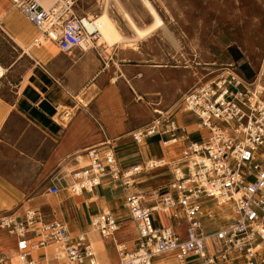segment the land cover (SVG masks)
<instances>
[{"label":"built area","instance_id":"obj_1","mask_svg":"<svg viewBox=\"0 0 264 264\" xmlns=\"http://www.w3.org/2000/svg\"><path fill=\"white\" fill-rule=\"evenodd\" d=\"M11 1L37 29L35 45L42 44V35L64 53L98 48L96 19L78 13L79 0H56L48 8L39 0ZM6 74L0 61V87ZM181 108L196 118L193 131L179 123L175 112L157 108L158 117L131 134L141 154V141L152 136H161L164 147L184 141L179 159L150 157L122 168L107 139L85 152L88 164L65 168V175L53 178L48 192L59 195L64 189L76 196L104 182L123 189L139 243L129 250L120 242L117 264H154V256L167 253L177 264H264V51L255 74L232 69L202 82L184 94ZM74 161L79 163L76 156ZM168 166L172 177L164 189H138L145 171ZM90 226L110 238L120 218L102 209ZM12 250L15 256L9 255ZM0 264L105 263L87 232L72 233L65 220L29 207L0 212Z\"/></svg>","mask_w":264,"mask_h":264},{"label":"rangeland","instance_id":"obj_2","mask_svg":"<svg viewBox=\"0 0 264 264\" xmlns=\"http://www.w3.org/2000/svg\"><path fill=\"white\" fill-rule=\"evenodd\" d=\"M152 1L165 21L164 27L140 39L137 45L112 47V58H106L104 51L100 50L97 53L103 67L90 78L89 87L96 90L95 94L99 95L103 92L102 89L107 87L112 88L119 97L118 90L124 85L130 88L132 93L130 99L122 100V106L110 103L109 112L104 110V121L110 133L112 125H110L109 117H118V120L125 123L142 121L140 127H145L158 117L155 110L158 108L175 112L182 118L185 113L181 108L182 98L193 87L232 69L244 72L243 65H246L247 72H252L253 75L260 66L264 51V0ZM105 6L108 7L110 16L117 21L125 36L133 37L135 34L125 19L122 9L129 12L139 26L145 27L152 22V17L142 0H79L77 10L79 13L91 16L100 14ZM11 8L14 9L11 0H0V20L3 21L2 27L0 26V61L5 68L9 69L2 82V85L7 86L20 82L23 76L26 77L33 62L27 53L24 54L25 50L16 43L17 41H14V37L19 36L4 20ZM33 28L37 36V29L34 26ZM19 39L26 45L33 44V40L26 43L22 37ZM102 40L100 47H103V44L106 45V42ZM33 47L39 48L35 45ZM51 48L59 51L55 47ZM128 48L135 50L136 53L130 55V59L123 58L117 53L118 49L127 50ZM237 52L241 54L238 61L234 59V54ZM21 55L23 57L18 60ZM105 61L110 62L106 70ZM166 65L176 69H157L161 66L167 67ZM100 72L101 75L97 76ZM131 83L138 85L137 88ZM84 93L88 97L86 90ZM82 100L84 99L81 98L79 101L86 104L89 97L86 103ZM90 115L94 120L99 117L96 112ZM22 124V118L15 115L7 130L1 133L0 178H4L5 186L0 188L4 195L0 203L2 205L0 211H9L3 209L6 208L10 209V212L20 213L33 207L40 208L51 218L63 219L62 211H65L64 204L68 202V195L64 189L59 195L48 192L51 179L61 173L59 169L46 162V155L38 149L39 140L35 133L26 142L23 141L20 136ZM194 129L195 125L188 126V130ZM131 133L130 131L124 133L120 140L116 137L118 133L113 135L116 138L112 139L116 151L120 152V158H124L123 167H127L128 163L142 161V154L132 142ZM107 139L110 138L95 142L85 151L80 152L77 156L79 166L88 164L85 152L89 148L101 146ZM140 147L147 158L146 141H141ZM156 147V145L153 146V151ZM165 153L168 154L166 150ZM178 154L177 152L172 156H178ZM62 175H65V172ZM171 177L169 166L154 172L145 171L139 178L145 182L137 187L139 190L146 187L164 189ZM115 206L120 207L118 214L122 217L121 220L128 221L126 228L123 229L120 226L115 234L117 240L119 238L127 242L129 250H136L139 243L138 233L135 223L130 222L132 219L124 205V198H118ZM102 207L110 209L117 215L112 207L105 208L104 203ZM173 224L179 230L185 228L178 227L176 222ZM97 251L103 261L109 262L98 248ZM168 261V264H177L174 257Z\"/></svg>","mask_w":264,"mask_h":264},{"label":"crops","instance_id":"obj_3","mask_svg":"<svg viewBox=\"0 0 264 264\" xmlns=\"http://www.w3.org/2000/svg\"><path fill=\"white\" fill-rule=\"evenodd\" d=\"M12 7L14 9L11 8L8 11L4 20L10 24L16 35L22 37L26 43H30L36 36L33 24H30L13 2ZM0 21L1 26L3 21ZM19 37H14V41H17L16 43L24 50L26 47L29 48L31 54L26 50L24 54L27 53L33 62L29 67V73L26 77L23 76L20 82L16 84L11 83L10 86L4 84L0 87V138L1 133L7 130L15 115H19L23 121L20 133L23 141L26 142L35 133L39 140L38 149L46 155V162L54 166V168L59 169V173L62 174L65 168H78L79 163L74 161V157H77L80 152L85 151L93 143L105 138L112 140L118 137L120 140L124 133L128 131L131 133L133 132L131 130L135 131L142 128L140 127L143 123L142 121L125 123L118 120V117H109L110 125H112L110 133L104 121V110L109 112L108 107L110 103L122 106V100L130 99L132 96L130 88L126 85L121 86L118 90V93H120L119 97H117V93L112 88H103V92L96 95V90L89 87L92 75L103 67V63L97 57V53L100 50L102 52L105 51L107 49L105 48L106 45L103 44V47L98 46L96 50L87 52L76 50L72 53H64L56 45H35L39 48L33 47V44L26 45ZM51 47H55L59 51L57 52ZM134 51L131 48L127 50L118 49L117 53L121 54L123 58L130 59V55L136 54ZM22 57L23 55L18 60H21ZM105 64L106 70L110 62L105 61ZM166 66H161V68L157 69H176L169 65ZM101 72L97 76L101 75ZM244 74L248 76L246 73ZM133 85L136 88L138 86L136 84ZM84 90L89 94L87 103L86 99L88 97H86ZM81 98L84 99L82 101L86 104H82L79 101ZM95 112L99 117L94 120L90 114ZM66 117L68 118L67 120ZM177 119L181 125L183 124L182 126L188 129V126L194 125L192 122L196 118L190 113L185 112L184 117L177 116ZM116 134L118 136H113ZM181 143L179 142L176 145L180 154L184 141H181ZM154 145L157 146L155 151H153ZM168 148L164 147L161 136H152L146 140L147 158L142 153V161L150 157L163 158L166 155L165 150ZM118 157L122 166L124 158H120V152H118ZM134 163L136 162L128 163L127 167L122 166V168H128ZM66 179L69 180V178ZM3 180L4 178H0V188L5 186V181ZM65 181L64 179L61 180L63 186L65 185ZM143 181L145 182V180ZM150 188L152 187H146L140 191H146ZM65 193L68 195V202L64 204L65 211H62V217L67 222L70 231L75 234L87 232L100 262L117 264L119 255L116 244L118 241L119 243L124 241L119 238L117 240L116 235L112 238H103L96 230L91 228L90 218L104 209L102 207L104 203L105 208L112 207L117 212V216L120 218V226L125 229L128 221L123 222L121 220L122 217L118 214L120 207L115 206L118 198H124L123 189L117 184L104 182L92 192H84L77 198L71 196L66 190ZM3 197L4 195L0 191V203ZM115 200L117 201L115 202ZM0 206L2 205L0 204ZM130 222L133 221L130 220ZM97 248L102 252L104 258L109 259V262L102 260ZM9 255L15 256L14 251L12 250ZM172 258V254H162L154 260V264H159L156 261L161 259L165 260L164 264H168V260ZM13 259L16 262V258Z\"/></svg>","mask_w":264,"mask_h":264},{"label":"bare ground","instance_id":"obj_4","mask_svg":"<svg viewBox=\"0 0 264 264\" xmlns=\"http://www.w3.org/2000/svg\"><path fill=\"white\" fill-rule=\"evenodd\" d=\"M39 1L47 8L51 7L56 2V0H39ZM142 1L144 3V6L147 9L148 13L152 17V22L145 27L139 26L137 24L136 20L131 16V14L129 12H127L125 9H122V12H123L125 19L127 20L128 24L131 26V28L134 31L135 35L133 37L125 36L121 32L120 26L118 25L117 21H115L110 16L111 14H109L108 7L105 6L104 9L102 10V12L98 15H91V17H94L96 19V23H97L99 31H100V37H98V39L96 40L97 45L98 46L101 45L100 41L102 39L106 42L107 49L104 51L105 52L104 56L106 58H112V55H113V53L111 51L112 47L117 46V45H119V46L123 45V47H131V46L137 45L138 44L137 42L140 39H144V38L150 36L156 30L165 26V21L163 20L162 16L160 15V13H159L156 5L154 4V2L152 0H142ZM37 34H38V31H37ZM39 37L42 41V44L39 46L56 45L55 43L48 41L45 38H43L42 35H40ZM33 45H35L34 40H33ZM25 50L31 54V51L29 50L28 47H26ZM156 112H158V110H156ZM105 143H107V140L104 141V144ZM180 144H182V143L180 142ZM94 147H98V146H93L91 148H94ZM91 148H89V149H91ZM166 151L168 152V154L163 159H165L167 162L168 161L171 162L173 158L179 159L180 151H178L177 146L169 147L168 149H166ZM171 152L173 154H176L178 152L179 154H178V156H172L173 154H171ZM79 196H81V195H79ZM228 211L229 210H225V215L227 217H231L233 213H230ZM119 228H120V226H119ZM119 228H118V230H119ZM112 237H114V236H112ZM112 237H110V238H112ZM119 247H120V244L117 243L116 249ZM159 256L160 255L154 256L153 260H155ZM13 258H15V257H13ZM156 262H158L159 264H164L165 260L161 259V260H157Z\"/></svg>","mask_w":264,"mask_h":264},{"label":"trees","instance_id":"obj_5","mask_svg":"<svg viewBox=\"0 0 264 264\" xmlns=\"http://www.w3.org/2000/svg\"><path fill=\"white\" fill-rule=\"evenodd\" d=\"M241 58V54L239 53V52H237L236 54H234V59L235 60H239ZM242 70L244 71V72H246V74L248 75V76H252V72H247V66L246 65H243L242 66Z\"/></svg>","mask_w":264,"mask_h":264}]
</instances>
